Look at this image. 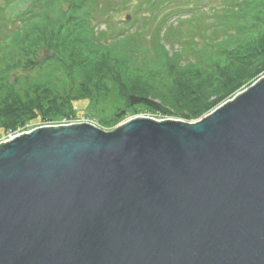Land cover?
<instances>
[{"label": "water", "instance_id": "water-1", "mask_svg": "<svg viewBox=\"0 0 264 264\" xmlns=\"http://www.w3.org/2000/svg\"><path fill=\"white\" fill-rule=\"evenodd\" d=\"M0 264H264V76L196 122L0 142Z\"/></svg>", "mask_w": 264, "mask_h": 264}, {"label": "trees", "instance_id": "trees-1", "mask_svg": "<svg viewBox=\"0 0 264 264\" xmlns=\"http://www.w3.org/2000/svg\"><path fill=\"white\" fill-rule=\"evenodd\" d=\"M0 2L3 135L75 117L78 101L112 108L118 122L166 114L161 99L197 118L264 72V0ZM164 77L166 89L144 83Z\"/></svg>", "mask_w": 264, "mask_h": 264}, {"label": "rangeland", "instance_id": "rangeland-1", "mask_svg": "<svg viewBox=\"0 0 264 264\" xmlns=\"http://www.w3.org/2000/svg\"><path fill=\"white\" fill-rule=\"evenodd\" d=\"M1 3V2H0ZM103 4V3H102ZM124 12H121L119 15H117L116 17L113 18V21H115V23H117L120 18H122L124 16ZM129 16V15H127ZM102 19V17L99 15L97 19H93L92 21V26L94 27V29L97 30H101L104 27V23L100 22V20ZM130 19V16H129ZM20 72V70H19ZM14 73H10L8 75L9 79L12 78ZM264 76V72L260 73L259 75H257L255 78H253L250 81H245L243 84L240 85V87L234 91L233 93L227 94L225 96V98H223L220 103H218L214 108L210 109L209 111H207L206 113L202 114L201 116L197 117V118H192V119H188L185 120L181 117H178V115H173L170 114L172 112H174V114L186 111V112H190L193 108L192 106H188L184 109H179V108H175V106L173 107V103L174 102H169L166 103L165 100L167 99H161L163 107L162 110L166 111V114H153L151 112H142L139 114H136L134 116L128 117L125 120H121L118 122V120H114L112 118V115L114 113V110L110 107H106L103 108V104H100L99 106H95L90 104L89 107H87V103L85 101H78L75 103V117L71 116V117H62L59 118L57 120H52V121H45L43 123H36L35 125H33L32 127H30L29 129H23L18 131L19 133L22 132H28L36 127H41V126H56V125H67V124H72V123H81V122H85L88 124H91L103 131H111L113 130L115 127H117L118 125L124 123L125 121L133 118V117H137V116H142V117H149V118H153L156 120H164V119H171V120H180V121H184V122H188V123H192V122H196L198 120H200L201 118H203L204 116L208 115L209 113H211L213 110H215L216 108H218L219 106H221L222 104L226 103L228 100L231 101L233 99V97H235L237 94L241 93L242 91H244L247 87H249L250 85H252L255 81H257L258 79H260L261 77ZM141 82V81H140ZM153 83L156 84L158 87L162 88V89H166L168 87V84L170 82L169 78H163L162 81L160 82H155L154 80H149L146 81L144 83ZM175 82V80H174ZM127 84H130V80H126ZM142 87H145L143 84H141ZM170 86V84H169ZM150 93H152L153 95H155L152 91H149ZM218 96V94H216ZM157 97V96H156ZM215 96L210 95L209 96V101L214 99ZM158 100V99H157ZM160 101V98H159ZM166 103V104H165ZM11 133L7 132L6 134H1L0 133V142L7 140L9 138V135Z\"/></svg>", "mask_w": 264, "mask_h": 264}, {"label": "built area", "instance_id": "built-area-1", "mask_svg": "<svg viewBox=\"0 0 264 264\" xmlns=\"http://www.w3.org/2000/svg\"><path fill=\"white\" fill-rule=\"evenodd\" d=\"M23 133V132H22ZM18 134H21V133H11L10 135H9V138L7 139V140H9V139H12L14 136H17ZM6 140H4V141H2V142H5Z\"/></svg>", "mask_w": 264, "mask_h": 264}]
</instances>
